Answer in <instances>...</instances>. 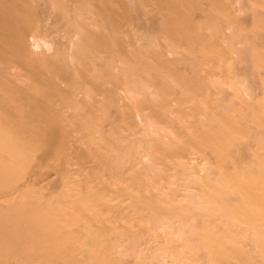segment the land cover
Returning <instances> with one entry per match:
<instances>
[{"label": "rangeland", "instance_id": "374dc122", "mask_svg": "<svg viewBox=\"0 0 264 264\" xmlns=\"http://www.w3.org/2000/svg\"><path fill=\"white\" fill-rule=\"evenodd\" d=\"M0 264H264V0H0Z\"/></svg>", "mask_w": 264, "mask_h": 264}]
</instances>
